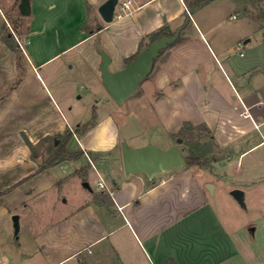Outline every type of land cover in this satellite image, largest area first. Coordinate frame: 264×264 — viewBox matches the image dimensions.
Returning a JSON list of instances; mask_svg holds the SVG:
<instances>
[{
    "label": "crops",
    "instance_id": "0c3cea01",
    "mask_svg": "<svg viewBox=\"0 0 264 264\" xmlns=\"http://www.w3.org/2000/svg\"><path fill=\"white\" fill-rule=\"evenodd\" d=\"M105 1L30 0L29 15H22L21 0H0V190L23 180L0 195V216L26 210L37 197L53 207L63 197L73 203L42 233L47 255L61 252L45 264L86 253L105 256L107 264H264L250 247L249 226L233 225L215 205L233 204L231 190L242 189L246 204L261 207L264 246V17L253 18L233 0H211L186 23L190 0H132L106 23L98 12ZM164 26L172 33L182 27L180 39L156 58L153 90L139 85L128 117L140 110L170 138L159 144L132 126L123 133L108 112L67 142L69 150L85 151L81 157L36 172L24 136L37 145L86 123L77 93L88 86L91 94L100 91V51L118 70L145 36ZM7 35L21 45L20 64ZM255 122H263L260 130ZM185 123L211 130L218 157L209 167L184 166L153 178L125 171L123 142L168 148ZM94 175L106 189L83 185ZM9 259L34 264L32 256Z\"/></svg>",
    "mask_w": 264,
    "mask_h": 264
},
{
    "label": "rangeland",
    "instance_id": "374dc122",
    "mask_svg": "<svg viewBox=\"0 0 264 264\" xmlns=\"http://www.w3.org/2000/svg\"><path fill=\"white\" fill-rule=\"evenodd\" d=\"M191 1V0H190ZM225 1V0H224ZM223 2V0H220ZM239 8H242L244 5H247L250 9L248 11L249 15L255 17L258 15L262 17L264 12L260 10V8L264 9V1H256L253 2L251 0H240L237 2ZM117 12H122L120 9ZM14 15H11V20L14 21ZM13 17V18H12ZM264 17V16H263ZM14 25V24H13ZM141 88L145 89L149 94L153 90V80L149 77L145 79L141 83ZM90 87L85 88L84 90L78 91L77 95H82V98L76 100L77 102V111L79 112V116L81 120L84 122H88L96 116L97 118H101L108 112L115 113L116 119L121 126V130L124 133L126 129L130 126L134 127V132H144L145 137L153 139L157 143H164L170 137L165 135L164 131L161 132L160 127L157 123L147 114L140 112L137 110L136 116L131 117L129 119V100L133 99L135 95L139 92L138 89L129 97L128 100L123 102L122 104L115 103L112 99L109 92L101 85L100 91H96V93L91 94L89 90ZM74 95V94H73ZM78 97V96H77ZM110 99V100H108ZM121 111V112H120ZM126 123V126H124ZM128 141V140H127ZM130 141V140H129ZM50 146V141L39 143L35 146V151L37 153V162L40 163L49 154L48 148ZM211 146V147H210ZM207 155L210 157L213 153L217 152V149L210 141V144L207 146ZM214 151V152H213ZM200 167H197L196 170L199 171ZM98 177L96 175L90 177L89 184L94 190H98L97 186ZM83 185H85L83 183ZM11 187V186H10ZM87 189V187L85 185ZM9 188V187H7ZM5 188V189H7ZM1 191V190H0ZM226 199L225 196H223ZM57 200L56 205L58 207H53L50 202L43 199V197H37L30 202H28V207L23 209V207L15 208L16 212L4 214L0 216V264H11L10 256L11 254H17L21 257H30L32 256V260L34 264H45L46 262L53 263L54 260L59 258L61 252L54 251L55 255H47L45 246L41 243L42 233L46 232L47 225L51 223L55 218L63 212L62 208L68 210L73 203H68ZM223 202H215V205L221 212H227V216L232 217L233 225L244 223L248 225V229L246 230L249 238L252 240L250 247L253 248L254 252H259L261 256H264V246L260 243V230H261V207L258 204L248 203L244 201V204H241L238 200L233 204L226 200H222ZM264 206V204H261ZM69 206V207H68ZM62 209V210H61ZM14 215H21V220L19 219V228L15 226V222L13 219ZM229 217V218H230ZM259 226L258 234L252 233L250 229L255 227V225ZM41 247L40 251L38 247ZM53 253V252H52ZM42 254L45 255L42 257ZM104 256V255H103ZM263 258V257H262ZM24 259V258H23ZM23 263V262H22ZM65 264H107L105 260V256L103 258H95V254L86 253L85 255H81L76 261L75 258H69L65 261Z\"/></svg>",
    "mask_w": 264,
    "mask_h": 264
},
{
    "label": "water",
    "instance_id": "95a60500",
    "mask_svg": "<svg viewBox=\"0 0 264 264\" xmlns=\"http://www.w3.org/2000/svg\"><path fill=\"white\" fill-rule=\"evenodd\" d=\"M117 3L118 0H106L99 6L98 12L106 23L113 21ZM19 9L22 15H29L31 11L30 0H21ZM194 11L195 6L188 9L186 23L191 20V14ZM181 30L182 27H179L171 35L162 36L151 42L134 59L118 70L110 69L112 60L110 55L104 50L100 51L99 69L102 83L116 103L122 104L138 89L139 85L151 73L156 58L160 56L163 50L178 40ZM122 156L126 172L145 173L149 178H153L156 175L186 166L189 151L185 148L183 139L178 137L176 143L168 148H162L153 143L132 146L123 142ZM84 184L89 186L88 182ZM211 187V185L208 186V188ZM231 194L241 204H244V191L242 189L234 188L231 190ZM13 219L15 226L19 228V216L14 215Z\"/></svg>",
    "mask_w": 264,
    "mask_h": 264
},
{
    "label": "trees",
    "instance_id": "16d2710c",
    "mask_svg": "<svg viewBox=\"0 0 264 264\" xmlns=\"http://www.w3.org/2000/svg\"><path fill=\"white\" fill-rule=\"evenodd\" d=\"M210 1L211 0H191L189 2V8L191 6H195V8H196L202 4L210 2ZM233 1L235 3H237L240 0H233ZM251 1L256 2V1H264V0H251ZM247 8H248V10L250 9L247 5H244L242 8H240V10L243 11ZM260 10L262 12H264V9L260 8ZM255 16H256V19L261 18L258 15H255ZM263 16H264V14L262 15V17ZM253 18H255V17H253ZM101 28H102L101 25L97 26V30H100ZM171 34H172V31L167 26L161 27L160 29L151 32L150 34H148L147 36H145L142 39V41L140 42V45H139L138 52L134 56L128 58L126 60V63H128L132 59H134L138 55V53L142 49L147 47L151 42L161 38L162 36H167V35H171ZM17 35L20 36L18 33H17ZM5 39H6L7 43L9 44V46L14 51L17 52L18 62L20 64V62H21V56H20L21 45H20V43L16 40V38L13 35H10V36L7 35L5 37ZM176 42H174L173 44H175ZM173 44H171V45H173ZM95 123H96V116H94V118L92 120L77 126L74 130H71L68 128L64 134L58 135L56 137H47V138L42 139L40 141L41 143L44 141H50V146L48 148L49 154L46 157V159H44L42 162L39 163V167H38L36 172L43 171L44 169H47V168H49V167H51V166H53V165H55L61 161L76 160L79 157H81L85 151H82V150L71 151L66 147L67 142L69 141V139L71 138V136L74 133H79V134L84 133L87 130H89L91 127H93L95 125ZM24 137H25V141L27 142V144L30 146V148L32 150L33 158L37 159V153L35 151L36 145L33 144L26 136H24ZM176 137H181L183 139V144H184L185 148L189 151V156L187 158V162H186L185 167H191V166L209 167L217 159V157H218L217 152L213 153L212 156H210V157L207 155L208 153H207L206 145L208 146L210 144V141L212 143H214V137H213L211 130L205 124H200V125L194 126L191 123H185L183 125L182 129L176 135ZM56 140H59L58 143H56ZM88 153L90 155V152H88ZM22 181L23 180L17 182L16 184L12 185L11 187H9L3 191H0V195L9 192L11 189L16 187Z\"/></svg>",
    "mask_w": 264,
    "mask_h": 264
},
{
    "label": "built area",
    "instance_id": "2783aa9c",
    "mask_svg": "<svg viewBox=\"0 0 264 264\" xmlns=\"http://www.w3.org/2000/svg\"><path fill=\"white\" fill-rule=\"evenodd\" d=\"M132 5V0H118V3L116 5V12L120 9L122 12H126L127 10H129L131 8ZM236 17V15H234V18ZM263 126V122H255V127L257 129L260 130V128ZM98 185L100 188L102 189H106L107 188V184L105 183V181L103 179H101L100 181H98ZM58 264H65V262H60Z\"/></svg>",
    "mask_w": 264,
    "mask_h": 264
}]
</instances>
